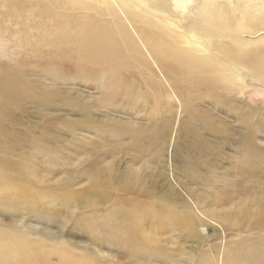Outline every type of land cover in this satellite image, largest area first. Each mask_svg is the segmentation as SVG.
Returning a JSON list of instances; mask_svg holds the SVG:
<instances>
[{
  "label": "rangeland",
  "instance_id": "obj_1",
  "mask_svg": "<svg viewBox=\"0 0 264 264\" xmlns=\"http://www.w3.org/2000/svg\"><path fill=\"white\" fill-rule=\"evenodd\" d=\"M31 1L37 6H46L48 2ZM78 2L81 6L72 7L66 13L75 17L87 13L110 25L115 15L129 28L132 39L140 47L147 46L140 34L147 28L149 35L164 34L174 48L207 64V71L212 72H206L210 88L206 89V95L204 90L199 91L195 109L208 114L210 123L224 129L231 141L236 142L242 136L256 149L264 151V73L240 64L241 59L248 57L264 61V0ZM222 19L233 24L234 29L228 35L218 33L214 26ZM11 50L14 57L24 60L26 75L49 85L38 69L40 59L16 47ZM132 56L129 66L120 65L118 72L123 82L136 87L135 106H126L123 92L114 91V96L119 98L113 99L118 110L108 112L101 103L105 92H110L104 87V79L97 84L69 79L56 88L62 99L55 97L54 101L61 104L64 97H71L95 121L113 130L133 127L136 135L141 130L160 133L156 140L145 142L139 149L127 143L129 138L119 137L115 132L105 135L80 130L77 136L70 134L66 122L75 120L81 124L84 117L67 113L62 105L45 115L30 107L15 114L18 126L12 131L17 141L8 143L16 154L10 160L29 159L23 163L24 170L20 168L16 175L14 171L3 172L1 168L0 171L13 180L10 184L13 206L21 211L22 220L13 224L1 215L0 235L7 230L32 244L38 243L28 256L35 264H129L125 252L122 258L121 250L100 246L87 233L84 223L67 218L71 211L62 209L65 205L61 200H67L72 209L80 207L78 212L85 211L86 219L91 210L98 213L114 212L115 208L136 211L145 220L144 231L137 239L155 250L172 253L171 264H196L207 255L211 264H221L229 243L247 234H262L241 223L244 213L247 217L257 211L254 198L259 193L254 192V187L264 184V170L258 169L263 164L250 165L238 159L234 152L238 145L220 149L217 136L207 134L202 135L203 141L213 144L217 150L199 153L192 144L187 125L189 115L179 90L187 83L176 62L166 55L155 56L148 49ZM235 59L239 60L238 64L233 62ZM74 69L70 66L69 73L73 74ZM245 110L254 112L249 133L247 122L244 127L237 118ZM210 123L205 122V126H211ZM41 139L44 145L62 150L51 165L43 156L31 155L37 153ZM78 144L82 147L77 148ZM6 155L0 151V163ZM35 166L37 171L33 170ZM219 179H225L224 183ZM246 187L251 193L245 192ZM248 200H253L255 205L245 212L239 210ZM30 210L55 220L54 230L42 231L40 224L31 222ZM174 214L194 220L190 233L174 238L171 231L161 226ZM151 223L155 226L152 229ZM61 225L73 227L80 239L74 235V229L72 234L62 232ZM176 240L172 248L169 243Z\"/></svg>",
  "mask_w": 264,
  "mask_h": 264
},
{
  "label": "bare ground",
  "instance_id": "obj_2",
  "mask_svg": "<svg viewBox=\"0 0 264 264\" xmlns=\"http://www.w3.org/2000/svg\"><path fill=\"white\" fill-rule=\"evenodd\" d=\"M45 5L37 6L31 0H0V151L7 153L0 163L3 172L14 171L16 175L20 168L24 170L23 163L29 159L22 157L19 162L11 161L10 157L15 155L16 151L14 152V148L8 143L9 140L17 141V136L12 131L18 126L15 114L22 111L24 107H30L37 113L45 115L47 111L55 110L62 105L67 109V113L83 116L84 120L81 124L75 120H70L65 124L69 133L74 136L79 135L80 130L105 135L115 132L119 137L129 138L127 143H130L134 149H139L145 142L156 140L160 136L159 132L141 130L136 135L133 133V127L113 130L111 126L95 121L86 108L77 106V102L71 97H64L61 104L54 101L55 97L62 99L56 88L69 79H80V82L95 84L101 83L104 79V87L110 92H105L101 103L108 112L118 110L113 99L119 98L114 96V91L123 92L126 106H135V99L138 98L136 87L123 82L118 71L120 65L129 66L132 55H138L145 49L150 50L155 56L166 55L173 59L182 79L187 83L179 90L184 109L186 108L185 111L189 115L187 125L190 126L189 134L193 147L201 154L217 150L213 144L203 141L202 135L217 136L220 149L225 145L228 147L238 145V149L234 151L238 159H244L250 165L263 164L256 169L264 170V151L256 149L249 139H243L242 136L236 142L231 141V136L226 135L224 129L210 123L208 114L195 109V100L200 97L199 91L204 90L203 93L206 95V89L210 88L211 82L206 75L207 64L174 48L164 34L149 35L146 32L147 28H144L140 34L148 47L146 45L143 48L140 47L132 39L129 28L123 25L115 15L110 25L104 21L95 20L87 13L81 17L66 13L72 7L81 6L78 0H48ZM131 19L135 18L131 17ZM214 26L220 34L228 35L232 32L230 30L234 29L232 22L230 23L227 19H222L221 23L214 24ZM12 47L40 59L38 69L41 75L49 80L50 86L26 75L24 60L14 57ZM241 61L240 64L248 65L255 70H262L264 73L263 60L257 62L252 57H248ZM233 62L238 64L239 60L235 59ZM70 66L75 68L73 74L69 73ZM228 110L232 109L228 108ZM253 117L252 110L242 111L237 117L243 126L244 122H247L248 133L253 128L250 124ZM205 122H209L211 126H205ZM256 125L259 126L258 120ZM202 126H204V131H202ZM259 130L263 133L262 127H259ZM36 144H38L37 140ZM81 147L82 145H77V148ZM61 151L44 145L41 139L37 153L31 155L39 154L48 160L47 164L51 165L57 161ZM25 170L27 172L28 168ZM33 170L37 171L36 166ZM3 172L0 171V216L16 224L17 220H22L19 215L21 211L13 206L14 197L10 190L13 180L10 176H3ZM219 180L222 183L225 181V179ZM259 185L254 187V192L259 193L254 198L258 203L257 211L247 217L244 213L241 225L249 226V230L258 229L262 231V234H247L229 243L225 248L221 264H264V184L261 183L260 187ZM225 188L227 189L224 185L223 189L226 190ZM246 188L245 192L251 193L250 189ZM61 201L65 205L62 209L71 211L67 218L84 223L87 233L93 236L100 246L121 250L120 256L124 258L126 255L129 264H171L172 253L155 250L137 239V235H141L144 231L145 220L136 211L115 208L114 212L98 213L91 210L86 219L85 211L78 212L81 210L80 207L72 209L67 204V200ZM252 205H255L253 200L245 201L239 210L245 212ZM29 214V220L31 222L33 220L34 224H40L42 231H53L57 225L51 217L38 211L30 210ZM193 222L190 216L174 214L167 217L161 226L171 231L172 236L176 238L179 234L190 233L188 230ZM154 227L151 223V229ZM60 229L62 232L72 234L71 231L74 228L69 229L61 225ZM74 231V235L80 239V234L75 229ZM175 242L177 240L171 241L169 245L173 248L176 246ZM37 246L38 243L32 244L5 230L4 234L0 235V264H35L36 262L28 256H31L30 252L34 251ZM211 263L210 256L207 255L198 259L196 264Z\"/></svg>",
  "mask_w": 264,
  "mask_h": 264
}]
</instances>
